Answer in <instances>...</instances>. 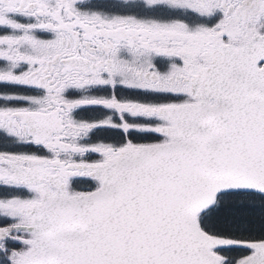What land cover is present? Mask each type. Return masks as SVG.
<instances>
[{
    "label": "snow or ice",
    "instance_id": "snow-or-ice-1",
    "mask_svg": "<svg viewBox=\"0 0 264 264\" xmlns=\"http://www.w3.org/2000/svg\"><path fill=\"white\" fill-rule=\"evenodd\" d=\"M0 264H264V0H0Z\"/></svg>",
    "mask_w": 264,
    "mask_h": 264
}]
</instances>
